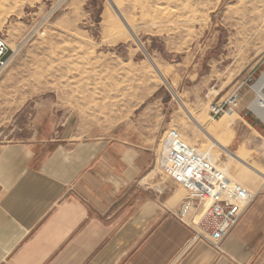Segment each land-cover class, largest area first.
<instances>
[{"label": "rangeland", "instance_id": "374dc122", "mask_svg": "<svg viewBox=\"0 0 264 264\" xmlns=\"http://www.w3.org/2000/svg\"><path fill=\"white\" fill-rule=\"evenodd\" d=\"M0 37L10 46L0 141L30 138L37 107L72 113L82 128L119 126L127 137L135 125L157 151L176 128L230 172L236 159L218 143L235 153L231 129L264 141L250 106L264 74V0H0ZM241 83L233 116L213 119L211 104ZM156 170L165 174L158 161Z\"/></svg>", "mask_w": 264, "mask_h": 264}, {"label": "crops", "instance_id": "0c3cea01", "mask_svg": "<svg viewBox=\"0 0 264 264\" xmlns=\"http://www.w3.org/2000/svg\"><path fill=\"white\" fill-rule=\"evenodd\" d=\"M33 116L30 138L0 141V264H264L257 136L230 130L231 173L257 195L217 249L178 218L188 191L157 172L156 138L135 125L132 137L119 126L82 128L52 108ZM247 128L261 135L254 121Z\"/></svg>", "mask_w": 264, "mask_h": 264}, {"label": "built area", "instance_id": "2783aa9c", "mask_svg": "<svg viewBox=\"0 0 264 264\" xmlns=\"http://www.w3.org/2000/svg\"><path fill=\"white\" fill-rule=\"evenodd\" d=\"M9 51L7 40L0 37V73L8 65ZM243 84L211 104L213 119L236 112ZM160 144V168L188 191V198L177 209L178 218L193 228L194 240L203 239L219 249L220 242L237 226L257 193L233 176L209 150L188 143L178 129H167Z\"/></svg>", "mask_w": 264, "mask_h": 264}, {"label": "bare ground", "instance_id": "6f19581e", "mask_svg": "<svg viewBox=\"0 0 264 264\" xmlns=\"http://www.w3.org/2000/svg\"><path fill=\"white\" fill-rule=\"evenodd\" d=\"M254 89L257 93V97L251 103V108L264 121V74L256 81V83L254 84ZM229 115L233 116V114H229ZM213 144H214V141H213ZM218 145L223 150H225L229 154V156H231L232 158L238 157L237 154L229 151L227 147H225L223 144L218 143Z\"/></svg>", "mask_w": 264, "mask_h": 264}]
</instances>
